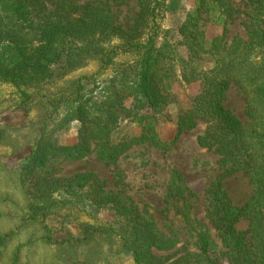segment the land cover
I'll list each match as a JSON object with an SVG mask.
<instances>
[{
    "label": "rangeland",
    "instance_id": "1",
    "mask_svg": "<svg viewBox=\"0 0 264 264\" xmlns=\"http://www.w3.org/2000/svg\"><path fill=\"white\" fill-rule=\"evenodd\" d=\"M76 1L83 4L106 0ZM107 1L123 34L119 37L94 34L81 41L64 39L61 42L65 49L63 60L51 67L52 78L48 81H32L25 87L32 96L26 102L16 87L0 82V237H6L0 248V264H11L14 256L16 264H135L130 225L110 208L94 207L86 195L52 193V206L47 211L34 213L31 218L41 203L36 200L38 192L31 181L20 183L19 169L41 136L61 145L77 142L79 124L68 119V105L54 110L52 101L61 96L70 99V91L82 76H86L82 79L85 87L92 91L88 95L90 100L104 101L113 89L119 88L123 78L131 79L132 73L137 71L141 51L130 45L141 43L152 34L156 49L168 44L166 52L170 53V64L175 71L171 84L173 100L158 112L139 107L131 109L133 99L124 100L125 110L113 127L111 142L116 144L125 136H138L144 126L152 123L162 146H134L114 165L98 160L93 151L82 160L60 165L56 176L69 177L83 172L98 176L106 181V190L130 197L140 211L152 217L159 232L176 238L177 244L172 249L152 250L153 264H230L217 231L209 222L212 194L208 191L220 182V192L226 195L231 206L239 208L251 196L248 175L242 171L226 175L219 169L218 156L198 144L205 129L203 123L173 141L178 114L188 106L199 88L198 82L182 80V69L188 71L196 63L203 70L212 66L209 61L189 60L191 54L178 31L189 19L194 0H158L160 5L154 18L139 22L140 0ZM221 1V9L228 16L224 35L228 47L235 37L244 35V0ZM221 33V27L204 22L205 38L211 39ZM130 37L133 39L129 40ZM68 51L79 61L74 67L66 65ZM104 53L110 59L102 67L100 57ZM224 105L247 124L245 96L236 85H230ZM163 146L167 148L163 150ZM176 187L184 190L183 200L174 197ZM183 205L190 209L192 218L216 245L206 257L199 255L193 236L181 220ZM247 225V220L241 219L236 229L245 231Z\"/></svg>",
    "mask_w": 264,
    "mask_h": 264
},
{
    "label": "trees",
    "instance_id": "2",
    "mask_svg": "<svg viewBox=\"0 0 264 264\" xmlns=\"http://www.w3.org/2000/svg\"><path fill=\"white\" fill-rule=\"evenodd\" d=\"M0 1V82L16 87L24 102L32 98L25 90L29 83L52 78L51 67L62 61L65 54L61 47L64 39L81 41L94 34L118 37L123 34L107 0L83 4L76 0ZM140 1L137 22L153 19L160 1ZM222 4L221 0H194L189 19L178 28L182 43L191 54L189 60L209 61L212 66L203 70L196 63L188 71L182 69V80L198 82L199 88L188 106L178 114L173 141L203 123L205 129L198 144L218 156L219 169L226 175L239 171L248 175L251 196L239 208L231 206L226 195L220 192V182L212 185L208 191L212 194L209 222L217 231L224 256L230 264H264V0H244V35L235 37L228 47L224 41L228 16L221 9ZM204 22L221 27V35L205 38ZM154 42L152 34L145 41L130 45L141 51L137 71L132 73L131 79L123 78L119 88L113 89L104 101L90 100L88 95L92 91L82 81L86 76L77 79V86L70 91V99L61 96L52 101L54 110L68 105V119L79 124L77 142L61 145L41 136L19 169L20 183L31 181L38 192L36 200L41 203L31 218L34 213L47 211L52 206V193L86 195L94 207L110 208L130 225L135 264H153L152 250H170L177 244V239L159 232L152 217L140 211L130 197L106 190V181L98 176L88 172L69 177L56 175L63 163L82 160L93 151L98 160L114 165L134 146H162L152 123L144 126L138 136H125L116 144L111 142L113 127L125 110L124 100L133 99L131 109L139 107L155 112L173 100L171 84L175 71L170 64V53L166 52L168 44L156 49ZM66 54V65L74 67L78 59L71 57V51ZM109 59L107 53L102 54L101 66ZM231 84L245 96L247 124L224 105ZM183 192L180 187L173 189L178 200H183ZM180 217L193 236L201 257L216 249L187 206H182ZM241 219L248 222L245 231L236 229ZM5 241V236L0 237V248ZM15 258L11 264H16Z\"/></svg>",
    "mask_w": 264,
    "mask_h": 264
}]
</instances>
